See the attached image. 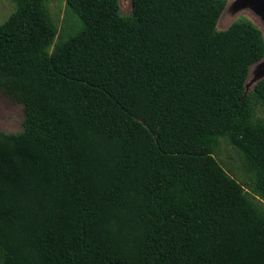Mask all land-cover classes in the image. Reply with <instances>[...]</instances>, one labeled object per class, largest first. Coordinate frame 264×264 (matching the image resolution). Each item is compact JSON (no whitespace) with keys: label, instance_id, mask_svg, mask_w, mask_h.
Here are the masks:
<instances>
[{"label":"trees","instance_id":"16d2710c","mask_svg":"<svg viewBox=\"0 0 264 264\" xmlns=\"http://www.w3.org/2000/svg\"><path fill=\"white\" fill-rule=\"evenodd\" d=\"M12 1L0 264H264V209L213 156L229 142L264 200V77L244 93L261 30L217 29L227 0H64L57 37L47 0Z\"/></svg>","mask_w":264,"mask_h":264},{"label":"rangeland","instance_id":"374dc122","mask_svg":"<svg viewBox=\"0 0 264 264\" xmlns=\"http://www.w3.org/2000/svg\"><path fill=\"white\" fill-rule=\"evenodd\" d=\"M119 5L122 15L130 13V0H119ZM46 6L52 21L57 26V37H65L70 30V23L72 24L73 22L75 24L74 15L72 16L67 12L64 0H47ZM14 9L15 3L12 0H0V23ZM239 17H246L251 20L261 30L264 37V0H227L216 27L219 30H223ZM262 77H264V57L251 67L246 80V85H248L244 84L246 86L245 93L251 91L254 83ZM256 112L259 117L264 118L262 110L257 108ZM23 117L22 105L0 91V131L4 133L20 131L22 129ZM213 156L229 175L244 185L250 199L260 209H264V200L252 190L251 175L243 168L241 156L236 149L225 139L219 138Z\"/></svg>","mask_w":264,"mask_h":264},{"label":"water","instance_id":"95a60500","mask_svg":"<svg viewBox=\"0 0 264 264\" xmlns=\"http://www.w3.org/2000/svg\"><path fill=\"white\" fill-rule=\"evenodd\" d=\"M130 2H131V0H130ZM225 6H226V5H225ZM224 8H225V7H224ZM263 57H264V55H263ZM263 57H262L259 61H261V60L263 59ZM259 61L255 62V63H253V64H251V65L249 66L247 76H248V74H249V71L251 70V67H252L254 64L258 63ZM247 76H246V78H247ZM246 78H245V81H246ZM262 78H263V77H262ZM260 79H261V78H260ZM260 79H259V80H260ZM257 81H258V80H257ZM257 81H256V82H257ZM249 82H250V81H249ZM249 82H248V83H249ZM256 82H255V83H256ZM255 83H254V85H255ZM244 84H245V83H244ZM247 85H248V84H247ZM247 85H246V86H247ZM254 85H253V86H254ZM246 86L244 85V93H245V88H246Z\"/></svg>","mask_w":264,"mask_h":264},{"label":"bare ground","instance_id":"6f19581e","mask_svg":"<svg viewBox=\"0 0 264 264\" xmlns=\"http://www.w3.org/2000/svg\"><path fill=\"white\" fill-rule=\"evenodd\" d=\"M246 85V84H245Z\"/></svg>","mask_w":264,"mask_h":264}]
</instances>
